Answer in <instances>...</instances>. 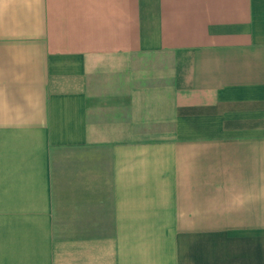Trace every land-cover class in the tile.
Returning a JSON list of instances; mask_svg holds the SVG:
<instances>
[{"label":"crops","instance_id":"0c3cea01","mask_svg":"<svg viewBox=\"0 0 264 264\" xmlns=\"http://www.w3.org/2000/svg\"><path fill=\"white\" fill-rule=\"evenodd\" d=\"M0 264H264V0H0Z\"/></svg>","mask_w":264,"mask_h":264}]
</instances>
